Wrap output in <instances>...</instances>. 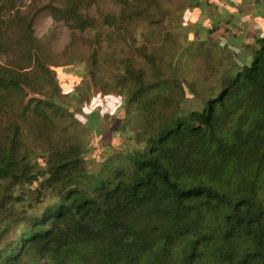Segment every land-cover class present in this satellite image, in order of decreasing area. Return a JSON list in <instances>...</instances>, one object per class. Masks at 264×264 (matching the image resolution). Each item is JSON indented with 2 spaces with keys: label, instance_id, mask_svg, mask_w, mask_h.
Segmentation results:
<instances>
[{
  "label": "trees",
  "instance_id": "obj_1",
  "mask_svg": "<svg viewBox=\"0 0 264 264\" xmlns=\"http://www.w3.org/2000/svg\"><path fill=\"white\" fill-rule=\"evenodd\" d=\"M60 13L90 25L77 7ZM214 23L200 32L220 36L228 61L214 84L191 86L196 98L145 48L149 69L124 62L115 86L136 146L95 170L81 144L44 134L64 116L60 100L0 63V109L47 145L41 165L22 123L0 121V264H264V36L235 48L239 36Z\"/></svg>",
  "mask_w": 264,
  "mask_h": 264
},
{
  "label": "rangeland",
  "instance_id": "obj_2",
  "mask_svg": "<svg viewBox=\"0 0 264 264\" xmlns=\"http://www.w3.org/2000/svg\"><path fill=\"white\" fill-rule=\"evenodd\" d=\"M195 1H0V63L28 73L39 81L40 94L60 100L66 108L64 116L57 117L53 130L44 134L60 143L81 144L88 151V167L95 170L105 153L136 146L123 128L135 125L127 117V95L115 86L124 62L133 60L149 69V61L141 54L145 48L161 58L170 85L180 81L189 98H196L191 86L205 90L220 76L228 53L220 36L202 35L199 27L220 21L223 28L232 19L226 21L224 0H199L196 5ZM73 6L80 9L89 26L82 29L74 20L61 17V10ZM203 37L211 41L205 44L208 50L201 47ZM198 46L202 53H196ZM94 113L99 114L101 124L93 129ZM16 120L22 123L24 134L29 133L27 143L35 161L44 165L47 145L35 142L28 124L16 113L0 109L4 125Z\"/></svg>",
  "mask_w": 264,
  "mask_h": 264
},
{
  "label": "crops",
  "instance_id": "obj_3",
  "mask_svg": "<svg viewBox=\"0 0 264 264\" xmlns=\"http://www.w3.org/2000/svg\"><path fill=\"white\" fill-rule=\"evenodd\" d=\"M227 16L223 30H227L226 36L233 37L238 35L239 41L234 46L239 48L244 42H253L256 36H264V0H224ZM231 26L237 28V32L230 30ZM239 43V45H238Z\"/></svg>",
  "mask_w": 264,
  "mask_h": 264
},
{
  "label": "built area",
  "instance_id": "obj_4",
  "mask_svg": "<svg viewBox=\"0 0 264 264\" xmlns=\"http://www.w3.org/2000/svg\"><path fill=\"white\" fill-rule=\"evenodd\" d=\"M231 29L233 30V32H237V28L235 26H231Z\"/></svg>",
  "mask_w": 264,
  "mask_h": 264
}]
</instances>
